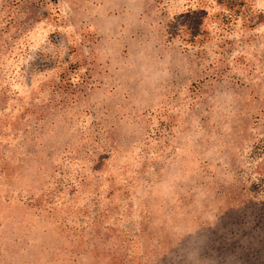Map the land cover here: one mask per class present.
Segmentation results:
<instances>
[{
	"label": "rangeland",
	"instance_id": "1",
	"mask_svg": "<svg viewBox=\"0 0 264 264\" xmlns=\"http://www.w3.org/2000/svg\"><path fill=\"white\" fill-rule=\"evenodd\" d=\"M0 264H264V0H0Z\"/></svg>",
	"mask_w": 264,
	"mask_h": 264
}]
</instances>
